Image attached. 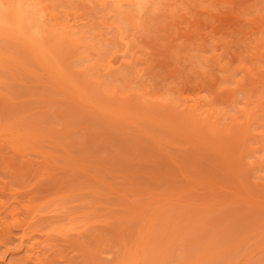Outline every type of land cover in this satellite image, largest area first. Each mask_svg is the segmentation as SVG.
<instances>
[{
  "label": "rangeland",
  "instance_id": "obj_1",
  "mask_svg": "<svg viewBox=\"0 0 264 264\" xmlns=\"http://www.w3.org/2000/svg\"><path fill=\"white\" fill-rule=\"evenodd\" d=\"M22 1L0 264H264V0Z\"/></svg>",
  "mask_w": 264,
  "mask_h": 264
},
{
  "label": "bare ground",
  "instance_id": "obj_2",
  "mask_svg": "<svg viewBox=\"0 0 264 264\" xmlns=\"http://www.w3.org/2000/svg\"><path fill=\"white\" fill-rule=\"evenodd\" d=\"M8 3H10V5H11L10 7L13 10V12L12 11L6 12V13L9 12L8 15L11 14L9 16V18H11L10 21H12L11 23L18 25L17 26L18 28H20V27L23 28L25 24L31 25L33 23V21L35 19H34V17H32V15L28 16V10L26 8L27 6H26V4H24V2L22 0H18V1L17 0H11ZM3 6H2V3L0 2V18H3L6 15V13L3 10L4 9ZM28 6H29V4H28Z\"/></svg>",
  "mask_w": 264,
  "mask_h": 264
}]
</instances>
